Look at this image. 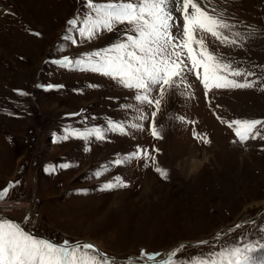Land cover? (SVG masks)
Listing matches in <instances>:
<instances>
[{
    "label": "rangeland",
    "instance_id": "374dc122",
    "mask_svg": "<svg viewBox=\"0 0 264 264\" xmlns=\"http://www.w3.org/2000/svg\"><path fill=\"white\" fill-rule=\"evenodd\" d=\"M213 4L226 9L224 19L237 25L232 31L254 38L236 46L209 36L208 47L233 61V67L254 72L248 79L259 77V82L252 88L211 89L206 98L200 81L186 73L185 82L162 101L155 118L162 138L156 139L150 127L154 108L143 106L149 119L139 121L135 108L122 107L137 103L132 90L101 74L53 62L110 47L123 39V26L88 40L78 30L69 32L67 25L86 14L85 0H0V189L18 182L6 199L40 198L30 214L15 210L10 215L27 232L57 242L91 241L111 258L110 264H157L163 252L180 242L216 233L219 240L185 246L178 256L190 260L233 243H264V211L250 221L264 206V138L233 143V130L217 118L264 120V0ZM69 34L75 44L64 39ZM109 120L143 127H129L127 135L106 131L103 140L63 139L67 130H106ZM31 128L40 132L38 168L29 166L32 155L23 141ZM203 138L211 142L203 143ZM137 145L148 150L150 159L114 165ZM21 164L26 171L18 174ZM157 167L167 170V176L157 173ZM98 170H103L99 177L94 175ZM117 176L128 186L100 190ZM237 224L239 229L226 230ZM141 250L162 256L146 263ZM251 255V264L264 261V249Z\"/></svg>",
    "mask_w": 264,
    "mask_h": 264
},
{
    "label": "snow or ice",
    "instance_id": "6c2138e0",
    "mask_svg": "<svg viewBox=\"0 0 264 264\" xmlns=\"http://www.w3.org/2000/svg\"><path fill=\"white\" fill-rule=\"evenodd\" d=\"M85 4L88 11L82 18L77 16L67 21L69 32L78 30L80 36L91 40L103 31L113 32L119 30L118 26H123V39L101 50L85 52L75 58L65 55L53 62L65 69L101 74L123 88L132 90L131 99L137 103L122 107L135 108L139 121L149 119L148 114L143 111V106L154 108L150 113V127L151 134L156 139L162 138L157 131L155 119L161 111L162 101L170 89H177L185 82L186 73L193 74L200 81L206 98L211 89L252 88L259 82V77L248 79L255 76L254 72H245L242 68L233 67V61L218 55L208 47L209 36L221 44L236 46L254 38L250 33L245 36L240 31H232L237 25L224 19L226 9L218 8L213 4V0H109L104 3L85 0ZM177 13L180 19L177 18ZM174 28L177 29L175 34ZM224 30L231 31V36L225 35ZM64 39L76 43L70 34ZM241 76L245 77L243 81L235 79ZM44 87L52 89L62 86ZM15 91L26 94L21 90ZM154 91L156 96H153ZM177 118L185 121L183 116ZM217 118L233 130L236 137L233 143L243 144L249 139L264 138V120ZM129 127L141 129L143 124L133 122L129 125L125 121L109 120L106 130L101 127L67 130L63 139L74 136L103 140L106 131L127 135L126 129ZM193 135L201 139L196 132H193ZM202 142L211 141L203 138ZM133 159L147 161L150 159L148 150L137 145L134 151L126 154L125 159H116L113 163L119 166ZM151 159L155 162L154 158ZM63 167L67 168L69 165L65 164ZM155 171L162 177L167 176L165 169L157 167ZM102 174L103 170L94 173L97 177ZM15 183L0 189V201L6 200ZM127 186V183L117 176L104 182L100 190L109 191ZM240 227L239 224L235 226L236 229ZM220 236L218 233L215 239L219 240ZM209 243L210 241L203 240L199 241L198 245ZM184 247L185 245H180L170 251L166 258L160 259L157 264H251V254L257 248L264 249V243H233L211 250L207 255L199 253L190 260L178 256L180 249ZM141 256L152 262L161 254L141 250ZM110 259L92 243L69 240L55 242L39 238L27 232L19 223L0 218V264H110ZM260 264H264V261Z\"/></svg>",
    "mask_w": 264,
    "mask_h": 264
},
{
    "label": "built area",
    "instance_id": "2783aa9c",
    "mask_svg": "<svg viewBox=\"0 0 264 264\" xmlns=\"http://www.w3.org/2000/svg\"><path fill=\"white\" fill-rule=\"evenodd\" d=\"M25 147L28 148L31 152V161H29V166L33 168H38L40 165V160L42 158V150L40 148V132L36 129H29L26 131L23 138ZM49 144H53L51 140H49ZM18 174H23L26 171V165L21 164L18 166ZM40 198L35 196H31L29 200L15 198V200L6 199L4 201H0V209L1 212L11 215V213L15 212V210H21L26 215L30 214L34 207L39 203Z\"/></svg>",
    "mask_w": 264,
    "mask_h": 264
},
{
    "label": "water",
    "instance_id": "95a60500",
    "mask_svg": "<svg viewBox=\"0 0 264 264\" xmlns=\"http://www.w3.org/2000/svg\"><path fill=\"white\" fill-rule=\"evenodd\" d=\"M264 211V206H262L261 208H260V210L258 211V213H256L253 217H252V219H250V221H252V220H254V219H256L262 212ZM7 219H10V220H12V221H14V222H16L13 218H12V216H10V215H8V214H5L4 215ZM16 223H19L20 225H21V223L20 222H16ZM243 222H241V224H242ZM235 226L236 225H234V227H230V228H227L226 230L228 231L229 229H235ZM232 230V231H233ZM218 233H216V235H217ZM216 235L213 237V238H209V239H204V240H208V241H212V240H215V237H216ZM43 238V237H42ZM45 239H47V238H45ZM50 240V239H49ZM52 241H54V240H52ZM203 241V240H202ZM55 242H57V241H55ZM83 242H88V241H83ZM199 242V241H198ZM198 242H189V241H183V242H180L178 245H176V246H174L173 248H172V250H174V249H177L180 245H185V246H198ZM89 243H92L91 241H89ZM93 245H95L94 243H92ZM210 244V243H209ZM208 245V244H207ZM171 250V251H172ZM165 258H166V256H165ZM128 259V258H127ZM158 260H160V259H158ZM157 261V260H156ZM146 263H155L154 261H152V262H149V261H145Z\"/></svg>",
    "mask_w": 264,
    "mask_h": 264
},
{
    "label": "bare ground",
    "instance_id": "6f19581e",
    "mask_svg": "<svg viewBox=\"0 0 264 264\" xmlns=\"http://www.w3.org/2000/svg\"><path fill=\"white\" fill-rule=\"evenodd\" d=\"M0 214H1V215H5L4 213H0ZM172 248H173V247H172ZM172 248H169L167 252L165 251V253L163 252V253H162V254H163V256L161 255V256H162V258H163V257H165V256H166V254H167V253H169V252L172 250ZM162 258L160 257L159 259H162Z\"/></svg>",
    "mask_w": 264,
    "mask_h": 264
}]
</instances>
